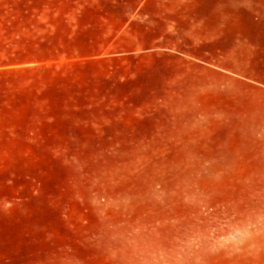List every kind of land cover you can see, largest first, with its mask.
Returning <instances> with one entry per match:
<instances>
[{"label": "rangeland", "instance_id": "374dc122", "mask_svg": "<svg viewBox=\"0 0 264 264\" xmlns=\"http://www.w3.org/2000/svg\"><path fill=\"white\" fill-rule=\"evenodd\" d=\"M0 264H264V0H0Z\"/></svg>", "mask_w": 264, "mask_h": 264}]
</instances>
